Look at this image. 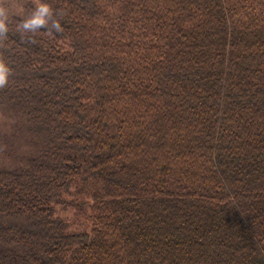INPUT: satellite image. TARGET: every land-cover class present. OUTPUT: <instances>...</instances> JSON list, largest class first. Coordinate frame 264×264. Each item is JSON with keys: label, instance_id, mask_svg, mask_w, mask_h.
Here are the masks:
<instances>
[{"label": "trees", "instance_id": "trees-1", "mask_svg": "<svg viewBox=\"0 0 264 264\" xmlns=\"http://www.w3.org/2000/svg\"><path fill=\"white\" fill-rule=\"evenodd\" d=\"M37 2L4 0L0 264H264V0H39L63 31H18Z\"/></svg>", "mask_w": 264, "mask_h": 264}, {"label": "clouds", "instance_id": "clouds-1", "mask_svg": "<svg viewBox=\"0 0 264 264\" xmlns=\"http://www.w3.org/2000/svg\"><path fill=\"white\" fill-rule=\"evenodd\" d=\"M9 23V10L4 6V0H0V46H2L3 41L7 39ZM40 29H47L49 35H52L53 31L56 33L63 31L60 22L54 18L52 7L38 0L31 14L17 25V30L24 33H36ZM10 75V67L6 64L3 57L0 56V88L6 86Z\"/></svg>", "mask_w": 264, "mask_h": 264}, {"label": "rangeland", "instance_id": "rangeland-1", "mask_svg": "<svg viewBox=\"0 0 264 264\" xmlns=\"http://www.w3.org/2000/svg\"><path fill=\"white\" fill-rule=\"evenodd\" d=\"M65 216H68V217H70V218H73V220H75V221H79L80 223L83 224V221H84L83 218H84V217H83V216H79V215H74L73 211H69V212H67ZM73 216H74V217H73Z\"/></svg>", "mask_w": 264, "mask_h": 264}]
</instances>
